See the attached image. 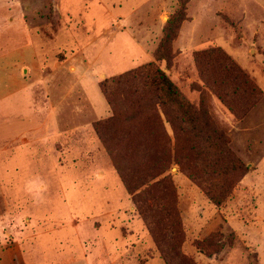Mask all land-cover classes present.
Listing matches in <instances>:
<instances>
[{"label":"rangeland","instance_id":"obj_1","mask_svg":"<svg viewBox=\"0 0 264 264\" xmlns=\"http://www.w3.org/2000/svg\"><path fill=\"white\" fill-rule=\"evenodd\" d=\"M166 27L168 59L156 60ZM212 48L258 90L231 100L235 113L213 90L219 75H200L195 57ZM148 62L247 168L214 205L190 177L192 147L174 156L164 121L172 146L160 177L172 187L161 200L178 217L161 248L193 264H264V0H0V264H167L155 240L164 218L154 211L147 228L133 202L145 185L129 191L114 160L143 175L149 163L95 130L111 115L101 82Z\"/></svg>","mask_w":264,"mask_h":264},{"label":"trees","instance_id":"obj_2","mask_svg":"<svg viewBox=\"0 0 264 264\" xmlns=\"http://www.w3.org/2000/svg\"><path fill=\"white\" fill-rule=\"evenodd\" d=\"M171 39L166 27L156 49V60L167 61L165 51ZM195 60L200 67V75L203 76V66L206 70L211 68L219 75L217 84L212 88L218 98L234 113L240 107H236L231 100H236L247 92L248 97L256 94L253 96L255 101L257 88L246 78L242 69L219 49L202 51L196 55ZM100 86L110 106L111 115L97 122L96 132L108 146L110 143L119 144L120 148L124 147L131 155L134 153L133 157L139 161L149 163V171L143 175L136 172V169L129 170L127 156L122 157V163L114 160L115 168L129 191L133 192L145 185L142 190L133 194V202L136 207L144 208L140 214L147 228L153 232L154 211L164 218L157 221L160 223L157 232L162 233H157L154 229L158 235V238H155L156 245L163 260L167 264H193L173 246L168 249L161 248L164 240H168V243L175 241L177 229L174 227L176 228L178 217L173 205L165 207L161 200L168 198L166 192L170 193L172 187L167 175L160 177L166 170L164 163L172 146L164 121L170 124L173 132L174 156L181 149L192 147L194 172L189 173L190 177L214 205L221 204L228 197L238 177L244 174L247 168L230 151L224 134L183 96L169 75L155 62H148L106 79ZM119 95L123 96V102L118 101ZM123 107L127 113L121 112ZM241 108L242 111L246 109ZM115 123H126L128 127L122 129L125 125L120 129L115 128ZM131 123H135V127H129ZM184 133L191 139L188 142L195 144L183 142L181 135ZM153 190L158 192L154 194Z\"/></svg>","mask_w":264,"mask_h":264},{"label":"crops","instance_id":"obj_3","mask_svg":"<svg viewBox=\"0 0 264 264\" xmlns=\"http://www.w3.org/2000/svg\"><path fill=\"white\" fill-rule=\"evenodd\" d=\"M132 222H134V223L136 222V223H137V225L141 227V225H140V223L138 222V220H137V219H135L134 221L132 220ZM140 227H139V228H140Z\"/></svg>","mask_w":264,"mask_h":264}]
</instances>
